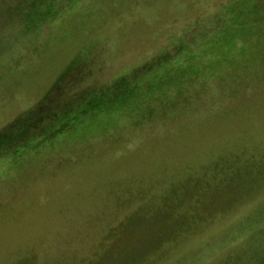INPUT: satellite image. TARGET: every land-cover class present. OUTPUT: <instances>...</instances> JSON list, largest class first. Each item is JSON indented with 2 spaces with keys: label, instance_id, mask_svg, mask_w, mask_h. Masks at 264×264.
<instances>
[{
  "label": "rangeland",
  "instance_id": "1",
  "mask_svg": "<svg viewBox=\"0 0 264 264\" xmlns=\"http://www.w3.org/2000/svg\"><path fill=\"white\" fill-rule=\"evenodd\" d=\"M41 1L0 19V264H264V0Z\"/></svg>",
  "mask_w": 264,
  "mask_h": 264
},
{
  "label": "trees",
  "instance_id": "2",
  "mask_svg": "<svg viewBox=\"0 0 264 264\" xmlns=\"http://www.w3.org/2000/svg\"><path fill=\"white\" fill-rule=\"evenodd\" d=\"M39 4H42L41 0H19L16 3H15V0H13V1H11V0H0V19H2L3 15H4V18L5 17L8 18V16L11 17V15H13V13L15 14L13 16L17 17L16 15L21 9L30 8V7L32 8V7H35ZM17 19H14L13 23H16ZM211 28H213V26ZM216 29H217V27H216ZM215 31L217 32V30H215ZM218 31L221 32V28ZM222 43L224 45L226 44L225 42H222ZM222 43H221V41H219L217 43L216 47ZM43 111H44V109L37 114L33 109L32 111L28 112V115L25 118H22L24 122L21 121V122L17 123V125H20L22 127L21 132H19L21 134H18V136L16 137L17 141H19V139L21 141L22 137L24 135L26 136L32 130L34 131L35 128L38 127L39 123L43 121L45 116H49L51 118V115H54V117H57V112H53V114L49 113V114L45 115V112H43ZM29 120H31L33 122L28 123ZM60 130H62V128ZM8 138H10V136L1 135L0 136V146H3L4 143H6V139H8Z\"/></svg>",
  "mask_w": 264,
  "mask_h": 264
}]
</instances>
